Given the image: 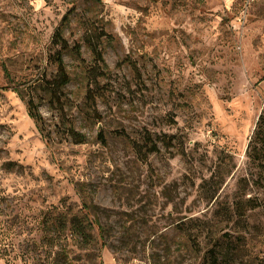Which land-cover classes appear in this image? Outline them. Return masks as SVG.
Masks as SVG:
<instances>
[{
  "label": "rangeland",
  "instance_id": "obj_1",
  "mask_svg": "<svg viewBox=\"0 0 264 264\" xmlns=\"http://www.w3.org/2000/svg\"><path fill=\"white\" fill-rule=\"evenodd\" d=\"M69 12L63 36L81 45L84 62L83 33L100 32L98 117L71 51L67 106L60 114L39 97L38 79L55 74L51 36ZM12 87L35 97L49 136ZM263 108L264 0H0V264H57L55 252L67 264H209L213 238L218 264H264V209L225 224L203 185L232 157L217 193L231 202L252 171L245 148ZM68 121L85 142L63 134ZM144 133L159 147L146 157ZM73 217L90 223L82 246L68 229ZM57 218L67 221L65 250L43 242Z\"/></svg>",
  "mask_w": 264,
  "mask_h": 264
},
{
  "label": "trees",
  "instance_id": "obj_2",
  "mask_svg": "<svg viewBox=\"0 0 264 264\" xmlns=\"http://www.w3.org/2000/svg\"><path fill=\"white\" fill-rule=\"evenodd\" d=\"M70 13L71 12L62 17L60 24L56 27L51 36L50 43L54 48V51L51 53L49 59L55 66V74L53 76H42L41 79H38L37 88L44 94L43 97H39L45 98L50 105L58 109L60 114L62 113L64 106H67V98L63 95V88L69 83L70 77L63 60V55L65 51H71L79 60V63L83 68L85 81L84 100L87 108L89 109L91 116L98 117L96 113V102L98 98L102 97L98 78L105 75L102 68L105 66L103 53L99 44L100 32H97L96 28H92L83 33V40L90 51L92 63L89 64L84 62L83 59L80 58L81 45L73 44L70 46L63 36V25L67 21V17ZM1 65L4 76L8 81L12 82L8 68L3 63ZM12 90H14L24 101L28 116L32 119L42 136H49L48 133L43 131V117L39 112L38 103L35 101V97L23 94L17 87H12ZM61 117L63 118V116ZM63 125L65 126L63 134H65L67 138H70L72 142L83 143L86 141V135L77 131L72 121H68ZM173 138V135L168 136V146H172L171 140H173ZM97 139L103 144L106 143V137L101 129L97 133ZM142 140L144 148L142 152L145 157L148 154L157 153L159 151L157 141L153 139L149 133H144ZM45 141L47 142V139ZM245 156L252 171L250 172L249 177L242 176L237 180L236 192L230 203L219 200L217 193L222 185L223 169L220 166L221 162L225 163L226 161H230V159L232 160V157H228L227 154L223 156L224 158L221 157L219 165L216 166L218 170L213 171L208 181H206V184H203L204 187L211 192V195H209L210 198L215 201L218 200L216 203L217 208L215 210L216 218L219 219L220 222H225V224L231 223L232 226L244 221V217L248 211L264 209V108L258 114L254 128L249 136L245 148ZM253 188L258 191L254 195L250 193ZM83 205L89 209V206L86 205L84 201ZM79 220L80 219L77 220L76 217L69 219V226L72 228L68 227V229H71L72 233L75 235V242H77L79 246H82L85 241H90L91 236L87 229V225L90 223L88 221L84 223L82 220ZM66 222L65 219L60 218H57L55 222H46L43 228L44 244L50 247L59 244L61 245V250H65L66 246H63L60 240L61 237L64 236V231L67 228ZM90 222L93 221L90 220ZM98 228L99 230L102 229L100 226H98ZM62 230L63 233L61 234ZM194 238H196L195 235H193V240ZM189 240L191 241L190 238ZM65 255V252H55L53 253V260L57 264H67ZM208 255L211 258L209 264H218L219 256L223 255L222 246H219V239H212V246L208 251ZM150 264H164V262L160 261V257H157V259L152 260Z\"/></svg>",
  "mask_w": 264,
  "mask_h": 264
}]
</instances>
